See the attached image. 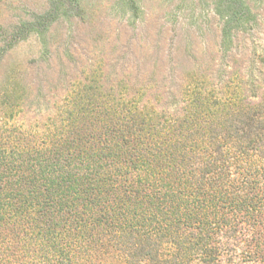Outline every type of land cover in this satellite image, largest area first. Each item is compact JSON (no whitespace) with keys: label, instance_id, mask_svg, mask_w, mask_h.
Instances as JSON below:
<instances>
[{"label":"trees","instance_id":"1","mask_svg":"<svg viewBox=\"0 0 264 264\" xmlns=\"http://www.w3.org/2000/svg\"><path fill=\"white\" fill-rule=\"evenodd\" d=\"M199 89L171 114L89 86L59 126L1 131L0 264H264V104Z\"/></svg>","mask_w":264,"mask_h":264},{"label":"rangeland","instance_id":"2","mask_svg":"<svg viewBox=\"0 0 264 264\" xmlns=\"http://www.w3.org/2000/svg\"><path fill=\"white\" fill-rule=\"evenodd\" d=\"M54 1L0 0V132L59 126L89 86L159 113L181 114L188 85L264 104V0L234 1L229 24L226 0H77L27 30Z\"/></svg>","mask_w":264,"mask_h":264}]
</instances>
